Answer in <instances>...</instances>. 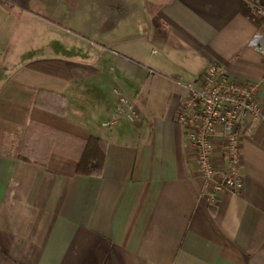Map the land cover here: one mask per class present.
<instances>
[{
    "label": "crops",
    "instance_id": "1",
    "mask_svg": "<svg viewBox=\"0 0 264 264\" xmlns=\"http://www.w3.org/2000/svg\"><path fill=\"white\" fill-rule=\"evenodd\" d=\"M90 7L95 26L54 22L48 54L1 70L0 264H264V0ZM45 59L71 78L26 67ZM212 62L260 82L262 105L242 122L244 189L214 203L176 118ZM40 90L65 97L62 130L32 120ZM87 135L107 143L99 175L77 172ZM213 159L227 169L220 134Z\"/></svg>",
    "mask_w": 264,
    "mask_h": 264
},
{
    "label": "built area",
    "instance_id": "2",
    "mask_svg": "<svg viewBox=\"0 0 264 264\" xmlns=\"http://www.w3.org/2000/svg\"><path fill=\"white\" fill-rule=\"evenodd\" d=\"M255 9L262 12L257 5ZM256 47L264 54V37ZM259 89L260 82L233 77L223 65L212 62L182 97L176 118L187 130L204 179L202 192L210 203L224 190L239 193L244 189L240 144L247 129L242 122L262 116ZM218 134L223 138L227 169L214 163L213 141Z\"/></svg>",
    "mask_w": 264,
    "mask_h": 264
},
{
    "label": "rangeland",
    "instance_id": "3",
    "mask_svg": "<svg viewBox=\"0 0 264 264\" xmlns=\"http://www.w3.org/2000/svg\"><path fill=\"white\" fill-rule=\"evenodd\" d=\"M92 1L31 0L25 9L12 0H0V74L7 60L20 62L48 54L54 22L77 30L95 26L97 15L91 10Z\"/></svg>",
    "mask_w": 264,
    "mask_h": 264
},
{
    "label": "trees",
    "instance_id": "4",
    "mask_svg": "<svg viewBox=\"0 0 264 264\" xmlns=\"http://www.w3.org/2000/svg\"><path fill=\"white\" fill-rule=\"evenodd\" d=\"M12 1L25 9H28L31 4V0ZM26 67L66 79L71 78L68 67L64 61L59 59L36 60L28 63ZM65 102L66 99L63 95L47 90H40L36 97L32 120L44 121L47 123V126L62 130V127L67 126V123L63 119L65 114V108L63 106ZM79 138L84 141V150L79 158L77 172L83 175H99L103 168L106 141L91 135L81 136Z\"/></svg>",
    "mask_w": 264,
    "mask_h": 264
}]
</instances>
